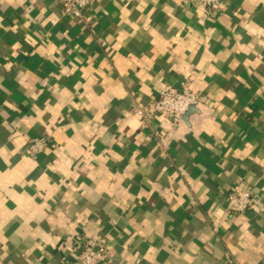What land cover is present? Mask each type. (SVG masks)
<instances>
[{
    "label": "crops",
    "instance_id": "1",
    "mask_svg": "<svg viewBox=\"0 0 264 264\" xmlns=\"http://www.w3.org/2000/svg\"><path fill=\"white\" fill-rule=\"evenodd\" d=\"M221 7L96 0L83 24L0 0V264H77L97 237L109 264H264V0ZM167 84L207 101L144 125ZM240 181L258 204L232 214Z\"/></svg>",
    "mask_w": 264,
    "mask_h": 264
},
{
    "label": "built area",
    "instance_id": "2",
    "mask_svg": "<svg viewBox=\"0 0 264 264\" xmlns=\"http://www.w3.org/2000/svg\"><path fill=\"white\" fill-rule=\"evenodd\" d=\"M58 1L61 5L62 16L76 18L83 24H87L96 0ZM188 1L214 13H219L222 8V0ZM206 101L201 93L192 90L188 84H183L181 89L167 84L161 88L159 95L148 104L136 103L132 107V112L140 118L144 125H149L155 117L160 116L164 123L170 126V130H174L183 121L191 107ZM157 134L162 135L164 132L159 130ZM49 144L50 140L45 137L33 139L29 146L30 155L36 157ZM257 198L258 194L252 188L246 187L242 181L237 182L227 193L228 211L232 214L250 211L258 204ZM108 244L106 237L81 240L76 252L77 264H109L111 255Z\"/></svg>",
    "mask_w": 264,
    "mask_h": 264
},
{
    "label": "water",
    "instance_id": "3",
    "mask_svg": "<svg viewBox=\"0 0 264 264\" xmlns=\"http://www.w3.org/2000/svg\"><path fill=\"white\" fill-rule=\"evenodd\" d=\"M193 108H194V107H191V108L189 109V111L192 110ZM189 111H188V112H189ZM188 112L185 114V116L188 114ZM185 116H184V118H185Z\"/></svg>",
    "mask_w": 264,
    "mask_h": 264
}]
</instances>
